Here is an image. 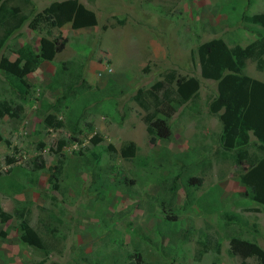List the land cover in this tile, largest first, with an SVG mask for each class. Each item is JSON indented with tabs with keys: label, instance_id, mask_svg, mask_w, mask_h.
I'll return each mask as SVG.
<instances>
[{
	"label": "rangeland",
	"instance_id": "obj_1",
	"mask_svg": "<svg viewBox=\"0 0 264 264\" xmlns=\"http://www.w3.org/2000/svg\"><path fill=\"white\" fill-rule=\"evenodd\" d=\"M51 1L11 3L21 5L23 12L34 10L32 16ZM79 1L95 12L97 25L72 29L70 24L56 27L44 22L31 29L26 21L0 52L13 57L21 43L36 45L48 29L66 38L52 61L27 75L31 88L24 110L0 115V206L11 214L0 221V236L5 233L0 237V264H138L136 252L142 255L141 264H239V257L228 254L231 234L264 248V206L242 194L237 165L229 153L220 152L221 123L208 106L215 82L200 77L196 52L199 43L213 37L230 46L254 40L242 15L264 11V0ZM67 60L80 69L86 82L82 85L94 92L79 121V141L65 128L46 127L40 110L41 96L53 101L61 93L60 87L51 91L47 84L59 63ZM244 71L264 80V56L260 65L247 60ZM170 72L198 76L201 85L198 97L169 118L172 135L165 140L147 132L143 117L161 106V92L154 94L150 88ZM5 99L16 101V96L0 71V102ZM52 114L64 119L61 112ZM95 134L108 148L99 167L92 169L86 156ZM131 143L134 152L125 155L122 150ZM246 149L249 156L257 155L254 147ZM38 155L45 168L30 174L28 161ZM205 159L210 167L203 166ZM179 166L198 180L192 193L213 192L215 210L185 205L181 179L174 198L180 207L176 220L171 222L155 206L152 195H164L166 202L172 199L156 181L179 171ZM99 173L102 181L94 175ZM20 212L42 238L43 249L20 240ZM228 213L238 219H229ZM171 230L188 233L180 238L174 234L170 240ZM247 261L258 264L254 256Z\"/></svg>",
	"mask_w": 264,
	"mask_h": 264
},
{
	"label": "trees",
	"instance_id": "obj_2",
	"mask_svg": "<svg viewBox=\"0 0 264 264\" xmlns=\"http://www.w3.org/2000/svg\"><path fill=\"white\" fill-rule=\"evenodd\" d=\"M13 0H0V52L6 47L7 39L19 32L21 26L27 21L31 29L38 28L41 23L52 24L56 27L70 24L72 29L93 27L97 25V17L93 10L86 7L79 0H54L41 10L21 11V5L11 3ZM29 3V0H17ZM242 20L246 22L248 31L255 39L241 45L232 43L229 45L221 37H213L205 40L197 46V57L200 67V77L211 79L215 82V94L208 106L211 113L216 114L221 123L220 152L231 155L239 169L238 180L244 186L242 194L248 197L250 202L264 206V82L252 78L244 71L247 60H255L259 65L263 63L264 56V11L243 14ZM19 34V33H18ZM66 44V38L53 35L51 30L40 35L36 45L32 41L25 40L13 51V57L0 53V71L6 76L11 86L16 101L4 100L0 102V115L21 113L24 104L28 102L31 83L28 74L33 72L44 61H52ZM53 79L47 84L51 91L60 87L61 93L55 96L53 101H46L41 96L40 110L44 114V125L49 128H65L74 141H79L76 135L80 132L79 121L93 101L94 92L90 93L80 69L74 68L72 61L59 63ZM61 76V79L59 77ZM59 79V80H58ZM201 80L198 76H178L174 72L165 75L164 79L153 83L150 91L154 94L161 92V106L144 115L143 120L149 134L161 139H169L172 129L169 118L180 106L198 97ZM87 86V85H86ZM88 89V90H87ZM137 97V96H136ZM10 101V102H9ZM65 107V108H64ZM54 110V112H50ZM61 112L63 118H58L52 113ZM254 140H251V137ZM101 137L95 134L90 142L92 150L86 156V162L93 164L92 169L99 167L105 147L100 144ZM64 141L60 142V145ZM254 147L257 155L249 156L248 146ZM134 144L131 143L122 152L131 156L134 152ZM38 155L28 161L30 174H35L45 168L44 158ZM203 166L210 167L209 159H205ZM11 162V161H10ZM179 166L174 174L168 172L163 180H157L156 185L160 191H170L172 199L165 201L164 195L154 197L155 206L164 212L171 222L176 220V212L179 208L174 198L180 188L179 179L184 183L185 205L195 203L199 207L213 211L216 209V196L213 192L203 195L192 193V186L197 187L198 180L195 176L186 174ZM186 171V172H184ZM59 167H56V173ZM98 181L104 179L102 174H94ZM52 175L49 176V180ZM35 178L33 175L31 177ZM154 206V205H153ZM229 219H238L234 214H226ZM11 218V214L0 206V221L5 222ZM18 235L20 240L39 249H43L42 238L30 225L22 212L17 215ZM169 231L172 235L186 237L188 231ZM3 232L0 237L3 238ZM264 237V231H263ZM208 238V237H207ZM209 242L212 240L209 239ZM206 248V243H203ZM220 241H215V251L219 252ZM161 250L160 245L157 246ZM228 254L239 257V264H249L248 257H255L258 264H264V248L256 241L244 239L239 234L228 236ZM138 264L143 262L140 252L133 255ZM51 264H59L52 262Z\"/></svg>",
	"mask_w": 264,
	"mask_h": 264
},
{
	"label": "clouds",
	"instance_id": "obj_3",
	"mask_svg": "<svg viewBox=\"0 0 264 264\" xmlns=\"http://www.w3.org/2000/svg\"><path fill=\"white\" fill-rule=\"evenodd\" d=\"M14 54V53H13ZM108 72H110V69H109V67L106 69Z\"/></svg>",
	"mask_w": 264,
	"mask_h": 264
},
{
	"label": "crops",
	"instance_id": "obj_4",
	"mask_svg": "<svg viewBox=\"0 0 264 264\" xmlns=\"http://www.w3.org/2000/svg\"><path fill=\"white\" fill-rule=\"evenodd\" d=\"M21 44H22V43H21ZM21 44H20V45H21ZM259 80H260V79H259ZM261 81H263V82H264V80H261Z\"/></svg>",
	"mask_w": 264,
	"mask_h": 264
}]
</instances>
